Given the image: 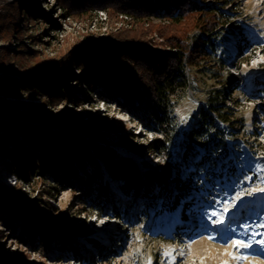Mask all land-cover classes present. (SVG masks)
I'll return each instance as SVG.
<instances>
[{"label":"rangeland","instance_id":"374dc122","mask_svg":"<svg viewBox=\"0 0 264 264\" xmlns=\"http://www.w3.org/2000/svg\"><path fill=\"white\" fill-rule=\"evenodd\" d=\"M8 1L10 0H0V4ZM19 1L25 8L33 6L30 0ZM226 1L229 5L223 8L222 12L226 14L230 25L224 26L223 31L214 39L216 44L209 59L199 67L195 66L188 74L186 88L173 96L165 116L169 125L167 138L170 142L171 158L175 156L177 150L183 151L177 149L179 146L186 148L185 161L179 165L178 171L175 172L171 168L170 178H165L162 173L165 163L159 155L160 147L151 149L154 141H162L165 138L145 130L117 106L105 104L93 97L96 101L85 102L78 108L65 104L50 107L48 110L55 123L51 126L39 124L47 133V138H51L50 131L62 129L65 133H75L88 140L80 131L63 127L64 121L61 119L65 118H72L75 123L86 122V126L102 130L107 134V141L103 144L108 143L120 158L123 157L133 163L140 187L137 183L126 187L108 173L101 161L95 159L98 169H94L89 163L91 165L89 170L94 178L90 182L83 179L87 189L94 196L93 205L86 204L87 197L81 196L78 192L75 197L68 187L69 183H63V178L57 175L59 173L57 170L49 173L48 166L52 164L58 165L60 171L62 168V165H59V158H54L52 154L51 160L38 162L39 169H36L31 177L32 181L44 178V184L40 189L46 190L49 186L47 195L39 196L36 187L28 182L20 181L17 184V177L14 179L11 177L10 182L2 181L3 178L7 180L6 173H9L7 167L11 166L12 162L11 159L0 156V205L21 208L16 215V221L22 232V237H18L12 224L13 217L0 211V264H170L162 255V250L166 247L164 239L153 231L158 225V222H155V214L168 209L160 207L161 201L159 202V196L156 195L159 190L156 185L149 188L145 183L146 177L149 175L156 177L161 186L165 187L169 200L174 201L177 195L183 205L190 203L192 197L194 201L196 193L202 186L206 185L208 189L209 182L204 179L218 173L220 164L231 167L232 162L229 158H234L237 154L233 147L240 146L252 153H264L257 151L259 145L264 147V0ZM208 2L213 3L210 0ZM213 4L219 6L220 3ZM40 7L51 13V18L61 26L60 29L49 31L42 36L45 43L42 45L50 54H54L58 48L64 47L75 38L90 34L101 36L109 29L107 12L105 23L94 24V17L100 10L92 11L90 20L82 22L61 17L62 13L55 9L53 0H40ZM117 18V21L114 20L115 25H119L116 24L120 21L119 15ZM246 25L255 26L262 31V41L258 45L253 46L252 43L248 45V41L246 43V39L243 40V28ZM22 42L31 49L29 38ZM223 59L226 61L223 62ZM217 62L219 64H216ZM15 77L13 72L8 74L10 79ZM219 91L222 95H218ZM25 95L24 92L21 93L25 101H37L36 98L31 100ZM9 98L13 99L5 97ZM211 103L216 104L221 116L213 115L215 127L211 129L212 140L191 141L189 130L192 124L198 123V110L202 108L207 114H211L208 109ZM22 113L20 110L16 113L17 119H13L10 114L3 111L0 118L13 125L22 122L24 119ZM29 123L37 125L34 119H30ZM5 148L11 150L12 145L7 144ZM31 153L36 157L39 155L36 150ZM201 158L208 159V164L203 168L201 175L191 179L187 173L195 170L193 163H197ZM224 176L225 174L221 172L217 182L225 180ZM173 177L180 182V187L172 186ZM247 180H250V176H247ZM259 181L262 184L263 179ZM115 184L118 188L114 186ZM18 189L21 192L17 193ZM97 189L103 191L104 198L101 196L102 192H95ZM146 190L152 195L150 201L143 197ZM255 198L264 200L261 192L257 193ZM34 201L42 209L46 208L45 204L54 208L50 213L59 219L60 224L48 225L38 220L31 207ZM104 217L119 219V223L114 224L121 227L115 230L110 228L112 225L108 227L110 223ZM38 225L43 227L42 230L51 233L50 244L58 242L57 240L63 241L60 245L55 244L57 254L53 258L49 259L43 255V237L38 236L37 231L32 228ZM103 226L108 227L106 236H101L97 232ZM78 230H81L82 234ZM53 235L58 236V239L53 238ZM45 236L49 239L48 234ZM180 238L179 235L178 239ZM32 239L35 240L33 245L37 247L36 250H31L24 243L25 240ZM222 249L215 238L210 239L201 235L189 248L190 255L187 260L178 264H224ZM249 262L264 264L263 259L255 256H251Z\"/></svg>","mask_w":264,"mask_h":264},{"label":"trees","instance_id":"16d2710c","mask_svg":"<svg viewBox=\"0 0 264 264\" xmlns=\"http://www.w3.org/2000/svg\"><path fill=\"white\" fill-rule=\"evenodd\" d=\"M30 1L31 8L23 7L19 0L0 4V115L6 111L17 119L16 113L21 110L24 118L13 125L0 118V156L11 159L12 165L7 168L17 177V184L26 181L36 187L39 196L45 197L49 186L46 190L40 189L44 178L32 181L31 177L39 169L38 162L51 160L52 154L59 158L62 168L60 171L58 165L52 164L48 166L49 173L57 170V175L63 178V183H69L75 197L77 192L87 197L86 204L93 205L94 196L83 179L90 182L94 178L89 169L91 165L96 169L95 159L101 161L108 173L126 187L138 183L133 163L120 158L108 143L103 144L107 141V134L102 130L86 126V122L75 123L72 118L61 119L63 127L80 131L88 140L75 133H65L62 129L50 131L51 138H47L45 130L40 128L39 124L51 126L55 123L48 110L50 107L65 104L78 108L85 102L96 101L93 97L117 106L145 130L165 138L154 141L151 149L160 147L159 155L165 163L162 173L169 179L170 169L178 171L179 165L185 161L186 148L179 146L177 149L183 151L176 149L175 156L171 158L167 138L169 125L165 116L173 96L186 88L188 74L209 59L216 44L214 39L224 26L230 25L222 12L229 3L210 0L220 3L215 6L208 0H53L55 9L62 13L61 17L82 22L90 20L92 11H106L109 29L101 36L90 34L75 38L50 54L42 45L45 44L42 36L61 26L51 18V13L41 9L40 0ZM117 15L130 16L132 22L125 24L119 21L116 23L119 25H115ZM26 38H29L31 49L23 45ZM10 72L16 77L8 78ZM22 92L28 95L27 98H36L37 101H25L21 97ZM218 95H222L220 91ZM215 105H208L211 114L202 108L198 110V123L192 124L189 130L191 141L212 140L213 115L221 117ZM30 119H34L37 125H31ZM6 143L12 145L11 150L5 148ZM35 150L39 152L38 157L31 153ZM257 151L263 152L264 147L259 145ZM207 164L208 159L201 158L193 163L197 172L194 170L187 174L191 179L197 178ZM76 174L80 176L76 177ZM145 180L149 188L152 185L158 188L156 195L161 201L160 207L168 209L174 203L181 205V198L177 195L174 201L169 200L165 187L156 177L149 175ZM171 180L172 186L180 187L177 178ZM96 191L102 192L104 198L102 190ZM149 192L146 190L143 196L147 201L152 196ZM45 206L42 209L35 201L31 204L35 217L48 225L60 224L59 219L50 213L54 208L48 204ZM20 209L18 206L0 205V211L13 217L12 224L18 237H22L16 221ZM32 228L43 237V255L49 259L55 257V244L60 245L63 241L50 244L51 233L42 230L40 225ZM78 232L82 234L81 230ZM47 234L49 239L45 236ZM53 236L58 239V236ZM34 241L25 240L24 243L31 250H36Z\"/></svg>","mask_w":264,"mask_h":264},{"label":"snow or ice","instance_id":"6c2138e0","mask_svg":"<svg viewBox=\"0 0 264 264\" xmlns=\"http://www.w3.org/2000/svg\"><path fill=\"white\" fill-rule=\"evenodd\" d=\"M181 119H185L184 117H181ZM264 191V190H262ZM241 198L237 197V200L239 201ZM227 202V201H226ZM224 213L227 214L229 212V209L227 207H225L223 209ZM208 218L211 220V223L216 225V224H224V219L223 217H221L220 219H212V217H216L217 216V212L216 211H212L210 213H207ZM261 227H264V224L260 225ZM247 231V229L245 230ZM255 235L257 234H253V236L251 238H249L246 242L244 240H233V247L236 248L237 250H239L240 248H244V249H248L252 247V244H259V245H264V238L262 239H255ZM262 237H264V233L259 234ZM210 239H212L213 237H209ZM246 256H241L238 257V259H246Z\"/></svg>","mask_w":264,"mask_h":264},{"label":"built area","instance_id":"2783aa9c","mask_svg":"<svg viewBox=\"0 0 264 264\" xmlns=\"http://www.w3.org/2000/svg\"><path fill=\"white\" fill-rule=\"evenodd\" d=\"M106 11H98L96 16L94 17V24L98 23H105L106 22ZM119 19L121 22H124L125 24L131 23L132 18L127 15H119ZM93 24V25H94Z\"/></svg>","mask_w":264,"mask_h":264},{"label":"bare ground","instance_id":"6f19581e","mask_svg":"<svg viewBox=\"0 0 264 264\" xmlns=\"http://www.w3.org/2000/svg\"><path fill=\"white\" fill-rule=\"evenodd\" d=\"M102 163V162H101ZM142 163V162H140ZM104 165V164H103ZM95 167L98 169V165L95 164ZM104 167L106 168V166L104 165ZM107 170V169H106ZM137 185H140V181H138ZM116 188H118L117 184L114 185ZM140 187V186H139ZM121 197V196H120ZM125 203V202H124ZM264 206V205H263ZM175 214L172 215V222L175 221ZM108 224H105V226H107ZM103 226V228L100 230V234L101 236H106L108 234V230L106 228H108L110 226V224L108 225V227ZM95 239V238H94ZM96 240V239H95ZM87 241V240H85ZM88 242V241H87ZM95 243H97V241H94ZM85 249V248H84Z\"/></svg>","mask_w":264,"mask_h":264}]
</instances>
